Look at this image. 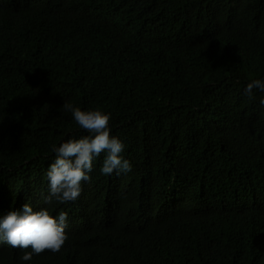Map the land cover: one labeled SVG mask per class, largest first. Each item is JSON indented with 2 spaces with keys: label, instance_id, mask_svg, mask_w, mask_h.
<instances>
[{
  "label": "trees",
  "instance_id": "1",
  "mask_svg": "<svg viewBox=\"0 0 264 264\" xmlns=\"http://www.w3.org/2000/svg\"><path fill=\"white\" fill-rule=\"evenodd\" d=\"M264 0H0V219L30 203L72 225L31 261L264 264ZM111 113L132 171L51 206L53 146Z\"/></svg>",
  "mask_w": 264,
  "mask_h": 264
},
{
  "label": "clouds",
  "instance_id": "2",
  "mask_svg": "<svg viewBox=\"0 0 264 264\" xmlns=\"http://www.w3.org/2000/svg\"><path fill=\"white\" fill-rule=\"evenodd\" d=\"M264 91V80L253 79L244 94L249 98L253 90ZM63 109L72 114L78 126L88 134L80 138H70L58 147L53 146L55 160L47 171L49 192L43 197L44 203L51 206L68 203L79 198L82 182L91 181L89 175L93 170V162L104 153L101 172L104 175H117L132 171V164L122 153L124 142L111 134V113L101 109L81 110L65 102ZM72 225L66 212L58 215L50 213L48 207L33 208L25 203L19 209H10L0 219V243L25 251L21 259L31 261L33 255L45 251L59 252L68 240L66 228Z\"/></svg>",
  "mask_w": 264,
  "mask_h": 264
}]
</instances>
